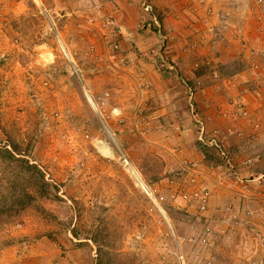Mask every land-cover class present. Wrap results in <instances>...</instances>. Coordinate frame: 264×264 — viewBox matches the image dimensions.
<instances>
[{
	"label": "rangeland",
	"instance_id": "1",
	"mask_svg": "<svg viewBox=\"0 0 264 264\" xmlns=\"http://www.w3.org/2000/svg\"><path fill=\"white\" fill-rule=\"evenodd\" d=\"M95 1L0 0V204L23 189L21 168L1 152L11 144L56 187L19 213L2 212L0 264H264V219L208 203L209 187L189 173L194 163L176 156L180 131L152 119L169 105L164 76H179L162 61L142 63L151 52L109 34L103 21L114 17L95 13ZM149 1L160 31L139 0L146 23L163 36ZM247 3L264 9V0ZM210 58L197 64L200 80L183 78L187 100L190 88L220 86L204 97L222 116L216 134L261 145L251 136L262 138L255 125L264 112L248 109L244 90L230 92L243 64ZM144 64L162 74L156 94L146 71L137 73ZM239 121L240 129L228 124ZM220 146L230 164L201 144L208 165L233 164L230 146ZM250 159L240 162L264 170L262 158Z\"/></svg>",
	"mask_w": 264,
	"mask_h": 264
},
{
	"label": "crops",
	"instance_id": "2",
	"mask_svg": "<svg viewBox=\"0 0 264 264\" xmlns=\"http://www.w3.org/2000/svg\"><path fill=\"white\" fill-rule=\"evenodd\" d=\"M155 4L161 16L163 36H158L146 23L149 16L143 13L139 0H96V7L92 10L95 13L100 11L102 17L105 14L114 17V20L106 17L103 26L109 30V34L111 31L120 33L124 45L133 41L144 51L151 52L148 54L151 59L142 60V63L155 68L164 59L167 70V65L173 66V71L171 69L167 74L175 73L179 79L164 76L168 86L164 88L163 95L169 98V105L161 111L155 107L152 119L157 124L178 128L180 132L177 135L182 141L178 148L180 152L176 156L181 157L182 161L194 163V169L188 168L191 171L189 173L195 174V178L209 187L208 203L220 206V211L226 207L233 214L245 213L247 210L251 222H263L264 170L247 168L242 162L246 160L249 163L250 158L254 161L258 158L259 161L260 158L261 161L264 160V134H260L262 138L251 136L261 145H250L248 138L242 142L233 136L217 135V126L222 119L221 114H218V104L212 98L204 101V97L221 94L222 88L218 85L202 88L199 92H194L192 97L189 95L187 100L182 83L183 78L200 80L202 74L195 71L197 64L203 62L204 55L210 54V59L217 63L238 60L244 67L229 77L233 85L230 92L232 89L244 90L248 109L264 112V9L250 7L247 0H155ZM102 31L104 33L105 30ZM145 67L146 64L138 68L137 73L143 76L145 72L142 70L146 71L152 92L156 94L160 83L158 79L162 74L158 77L151 67ZM149 77H153L152 81ZM191 101L201 111L199 119L198 114H192L194 105ZM177 114H181L179 118ZM161 115L163 118L160 119ZM198 120L204 122L207 137L216 135L222 144L230 146L229 149L235 156L232 165H208L199 142ZM228 124L233 125L232 128H241L240 121ZM255 126L264 130V119H258ZM257 148L262 152H256ZM214 152L216 151H212ZM251 153H256V158L251 157Z\"/></svg>",
	"mask_w": 264,
	"mask_h": 264
},
{
	"label": "trees",
	"instance_id": "3",
	"mask_svg": "<svg viewBox=\"0 0 264 264\" xmlns=\"http://www.w3.org/2000/svg\"><path fill=\"white\" fill-rule=\"evenodd\" d=\"M1 152L6 154L5 159L11 165L15 164L21 168L23 189L19 199L8 205L0 204V215L6 210L19 213L31 205L37 197H49L53 189H56L54 184L47 180L39 166L28 160L16 145L11 144L9 147H3L1 148ZM204 153L206 157H209L207 151Z\"/></svg>",
	"mask_w": 264,
	"mask_h": 264
},
{
	"label": "built area",
	"instance_id": "4",
	"mask_svg": "<svg viewBox=\"0 0 264 264\" xmlns=\"http://www.w3.org/2000/svg\"><path fill=\"white\" fill-rule=\"evenodd\" d=\"M142 1H143L144 10L148 14L152 15L151 21H153L154 25L156 27H158V32H159L161 26L159 24L158 17L153 12V7H152L151 2L149 0H142ZM257 2L261 4V3H263V0H257ZM163 60H162V63H163V66H164L165 63H166V60L165 61H163ZM167 68L173 69V66L172 65H167ZM189 91H190V97H192L194 92H193V90L191 88L189 89ZM198 124H199V130H200L199 141L201 142L203 147L205 149L215 148L217 150L218 154H220L225 160H227V163L230 164L229 154L221 149L218 137L216 135L207 137L206 136V134H207L206 133V127H205L204 122L202 120H198Z\"/></svg>",
	"mask_w": 264,
	"mask_h": 264
},
{
	"label": "bare ground",
	"instance_id": "5",
	"mask_svg": "<svg viewBox=\"0 0 264 264\" xmlns=\"http://www.w3.org/2000/svg\"><path fill=\"white\" fill-rule=\"evenodd\" d=\"M134 174L137 176V178L139 179V181L143 183V180H142V178H141V176H140V174H139V172L137 170H134Z\"/></svg>",
	"mask_w": 264,
	"mask_h": 264
}]
</instances>
